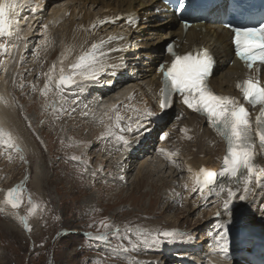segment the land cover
I'll return each mask as SVG.
<instances>
[{
  "label": "rangeland",
  "instance_id": "obj_1",
  "mask_svg": "<svg viewBox=\"0 0 264 264\" xmlns=\"http://www.w3.org/2000/svg\"><path fill=\"white\" fill-rule=\"evenodd\" d=\"M66 24L46 43L41 35L27 37L19 68L6 84L7 98L0 82V103L11 115L13 137L12 146L0 147V264H208L215 250L230 252L231 247L222 250L223 242L217 245L205 232L210 206L203 207V197L188 190V156L179 152L169 160L157 153L163 144L148 139L145 151L123 159L121 145L118 153L108 142L105 129L110 126L114 134V124L109 118L104 122L106 105L132 85L145 93L146 77L131 87L119 83L109 89L102 76L94 84L67 86L63 95L56 89ZM53 64L45 95V74ZM3 69L0 65V75ZM167 127L173 133L178 124ZM175 141L173 147H179ZM14 187L22 189L18 209L5 203L7 190ZM21 217H27V227ZM102 221L111 227L104 228ZM164 230H176L177 239L157 242V233ZM100 235L107 238L96 239Z\"/></svg>",
  "mask_w": 264,
  "mask_h": 264
},
{
  "label": "snow or ice",
  "instance_id": "obj_2",
  "mask_svg": "<svg viewBox=\"0 0 264 264\" xmlns=\"http://www.w3.org/2000/svg\"><path fill=\"white\" fill-rule=\"evenodd\" d=\"M21 0H0V55H4L9 50L10 44L3 38L12 37L15 33L18 22L13 19L15 10ZM180 7H184L183 4ZM33 12L36 8L32 9ZM129 23H137L130 19ZM45 27H47L45 25ZM95 27V25H93ZM234 44L236 55L244 62L250 74L246 79L238 81L236 87L242 94L244 103L240 98L234 96H225L217 94L208 84V77L214 62L213 56L206 49L197 50L195 53L189 51L185 54H179L174 50V45L169 44L166 48L170 55V62L162 63L159 67L163 76V87L160 89L159 107L163 110L173 103L174 94H178L182 103L196 113L205 115L207 121L216 130V132L226 141V154L223 157V168L217 173L212 170L201 168L197 173L193 191L199 189L201 196L207 194L226 198L222 200V208L225 214L231 216L230 205L237 198V192L240 187L233 188L231 183H221L217 190V177H229L240 183L242 177V188L244 195L238 199L244 201L252 187L264 183V167L256 164L257 147L264 149V83L261 82L257 73L261 67H264V23L258 27H235L233 28ZM122 39V37H121ZM105 41L93 42L89 49L82 50L75 60L68 65V71L63 66L59 69V78L55 81V87L61 95L64 88L71 85L79 86V81H96L104 69L103 50ZM111 51V50H109ZM64 57V54H61ZM66 59V57H64ZM4 60L0 59V65ZM56 65L53 64L49 69L44 89L42 92L47 95L49 82L53 80V73ZM245 104L255 108L259 106L258 114L253 120L249 109ZM123 119L119 111L115 113V121L118 123ZM110 127V126H109ZM141 125L138 124V128ZM132 131L131 128L127 129ZM123 131V129H122ZM9 142L12 146L13 137L7 132L0 122V142ZM125 145L129 142L124 136H119ZM258 141V145H257ZM161 151H166L161 149ZM75 159V157H73ZM243 170V172H242ZM21 188H10L7 190L5 203L13 209H18L21 204ZM31 204V197H29ZM29 213L34 211L29 208ZM221 213L217 211L216 216ZM27 227V217H21ZM104 228L111 227L105 222H101ZM224 231L216 237L217 241H223L220 245L222 250L227 251L228 229L222 223L219 225ZM165 240H174L177 237L176 230H164L157 233L156 241L160 238ZM106 235L97 236L96 239H106Z\"/></svg>",
  "mask_w": 264,
  "mask_h": 264
},
{
  "label": "bare ground",
  "instance_id": "obj_3",
  "mask_svg": "<svg viewBox=\"0 0 264 264\" xmlns=\"http://www.w3.org/2000/svg\"><path fill=\"white\" fill-rule=\"evenodd\" d=\"M80 1L81 2L79 5L75 7L74 6L70 7L69 9L71 11L70 16L72 17V19L70 20L69 23L67 24L65 23L66 27L63 29V32H62V39H61L60 47L62 48L61 50H62V53L64 54V57H66V59L63 58V66L65 70L68 71V65L75 60L76 56H78L82 50L89 49L93 42H99L103 40L105 41L103 50L105 51L106 55L104 57V69L99 75L98 79L103 76L105 79V82L107 83V85H104V86H108L107 88L109 89H113V87L116 88V86L119 83H121V81H123L122 79L129 74L125 69L127 64L125 65L121 64L120 54L115 53L114 48L117 47L116 42L108 40L107 31L109 27H97V31H99V33L96 32L91 35V34L85 33L79 26H77V23L79 21L76 18H77V15L79 14L77 9L81 11H85L86 16L83 18L85 20L92 13L94 15L100 14L102 8H107V11H111L112 9L113 10L118 9L119 8L118 5H120L118 2H120V0H80ZM44 3H46V0H44ZM130 4L132 7L136 8L137 10H144L147 14L152 15L153 9L143 7L141 3H136L132 1H130ZM88 5H89V8L86 7ZM33 8L34 7L29 6V4L27 3V0H21V3L18 5L17 9L15 10V15L13 16V19L18 22L15 33L10 38L9 37L3 38L5 42H8L10 44V47L7 53L4 55H0V59L4 60V64H3L4 69L0 75V82H1V85L3 86L2 89H4V92L2 93V95L6 98H7L6 93H5L6 84L8 82V79L11 77V73L14 70V67L16 65L18 67V62L20 60V54L24 50L23 46L24 44H26V42H28L27 37H31L33 35H41L44 37L43 42L46 43V38L48 36L55 37L57 30H59L58 28L64 27V25H61V24L66 19L64 16V11L66 9L60 8L59 11H56V13L49 20L47 19L43 20V23H41L43 14L46 11V6L45 8L40 9L41 6L39 4L35 12L32 11ZM126 10H127V7L123 6L118 11H126ZM58 12L59 14H57ZM45 25L47 27H45ZM150 27H151V30L155 32V36L157 37L156 41L160 42L161 37L164 36L165 34L159 33L161 31V28L159 27V25H152ZM191 32L195 35L201 34L202 36L201 41H200L201 44H205L206 47L211 48L216 52H219L222 57H225L226 55H228L227 47L221 44V42H219V44L217 43V39H219L221 32L212 31V30L202 32V31H198L196 27H193ZM48 33H50V35H48ZM130 39H133V37H131ZM48 43L49 42H47V44ZM219 46L221 47V49H223L222 51H219ZM53 55L54 53H52V56ZM149 55L153 59H156L157 57V53L150 52ZM135 60H136V57L133 59L131 64L135 66L136 68H138V62H135ZM60 67H61V61L58 66V70L56 72L57 80L59 78ZM119 75L121 77L120 79H119ZM97 80L87 81V82L94 84L97 82ZM220 82L221 81L219 80L218 83ZM134 86L136 87V85H132V87L130 85L132 89H129L128 91L118 95V99L116 98V100L119 102H117L115 99L111 97L112 98L111 101H109L108 104L106 105L107 108H109V110L107 109V111H109L107 114L108 118L114 124V127H113L114 134L116 133V137H117L115 138V140L119 142V145H121V147L124 146L125 144L121 140H119L118 137L122 135L124 136L126 140H129L131 137L128 135L127 129L129 128L133 129L134 127V124H132L128 120V118L131 120H134L133 117H130V115H128L130 114V110L132 112H136V111H141L142 108L144 109L145 102L141 101V97L143 98V100H150L156 97V89L154 87L153 81H149V79L147 80L146 87L143 88V90H145V93H142L138 89H134ZM99 88L102 89L101 87ZM102 90L105 91L106 89L104 88ZM139 100L141 102H138ZM124 104L127 105L125 106L126 108H123ZM129 105L134 106V108L130 109ZM6 111L7 109L6 108L4 109V107H2V104L0 103V122L3 123L5 130L7 132L8 131L10 132L9 126H10L11 115L10 113H8L9 110L7 112ZM116 111H119L121 116L123 117V119L118 123L115 121ZM187 114L188 112L184 114V121L187 119L186 118ZM143 116L144 115L142 114V118ZM150 123L152 124V127H154L156 126V124H158V120L151 118ZM189 123H190V119L184 123L177 122L178 124V129L176 130L177 132L174 130L175 132L172 133L171 137L166 143L161 142V144H163L161 145L163 147L162 149L166 151H161V150L159 151L164 157L171 160L173 157V154H176L173 147L170 144H169L170 147H168V144H167L169 141L170 142L173 141L172 137H175V139H177L176 141L180 142L181 145H184L187 140H190L189 138L194 137L193 132L192 133L186 132V125H188ZM160 126L162 125L160 124ZM167 126L168 125L163 126L164 130L161 129V132L163 133V137L168 135V133H170L171 131L170 129H168ZM135 132L136 131L133 132V135L135 134ZM195 133L197 137L196 147L195 149H193L194 146L190 147L191 149H193L192 150L193 159L191 160V163L189 165L191 183L189 186L188 185L186 186L189 187L187 188L188 190L190 189V193L193 192L197 197H202L199 189H197V191L195 192L192 190L194 187L195 179L197 177V173L199 172L201 168H204V165L209 166L211 168L212 167H215L217 169L221 168L223 157L225 156V153H226V148H225V145L218 139V137L215 134L208 132L205 128L201 126L196 127ZM152 134L153 133H151V135ZM137 137L138 139H140V141L146 140L145 137L144 139H142V136L140 133L137 134ZM148 139H151V138H147V140ZM139 143H142V142H139ZM5 144H9L6 138H5V141L0 142V147ZM146 144L147 143L145 142V145ZM137 145L138 143L136 141H133V143H131L127 148L125 149L123 148L122 150L124 152L123 151L121 152V157L123 159L124 157H126V159H129V157L132 154L137 153V148H138ZM205 147H208L209 151H211L210 156H206V151L204 149ZM255 162L258 166L264 167V153H262L258 149H257V155H256ZM209 169L210 168H208V170ZM221 183H224V184L231 183L234 189L237 187H240L241 190L237 192V198L230 205V208L232 210L231 216L225 214L222 208V200L226 197L223 194L219 198L216 197L214 194L209 196L207 194V190H205L204 196H207V199H204V198L202 199L203 207L208 208L210 206L209 211L211 213V217L207 218L205 222V224H207V227H208L207 231L205 232H209V235L211 236L210 238L211 241L219 245L223 241L218 242L216 237L220 234V232L224 231V229L219 227V225L223 223L225 227L228 229L227 242H229L231 251L228 253L222 254L220 251L215 250L213 252V255L207 259V263L208 264H225V262L229 261L228 263L236 264V262L232 263V261L230 260L233 258L239 259L241 257V261L243 262V264H249L250 263L249 261L252 260V257L249 254L247 255L244 252L239 253V248L245 251L256 250L257 252H259L261 257H263V254H264V235H263L264 226H263L262 214H261L263 204L261 201L262 195H260L262 191L264 190V183H263V186L255 185L254 187H252L251 191L247 195V199H245L244 201H240L238 199L240 195H244L243 188H242V177H241L240 183H237L235 179L230 180L229 177L227 176L221 177V180L219 182H216L217 190H218V186ZM0 210H2L1 206H0ZM217 211L221 213L220 216H216ZM248 225H251V227L247 228L246 231L248 232L254 231V234L259 236V238L257 239L254 238L253 242L245 241V237L251 236L250 234H247L246 236H243V237H233L231 235V232L234 228L240 229ZM175 239H177V237ZM179 243L180 242H178V244ZM217 247L215 246V248ZM220 260H223L225 262L222 263Z\"/></svg>",
  "mask_w": 264,
  "mask_h": 264
},
{
  "label": "trees",
  "instance_id": "obj_4",
  "mask_svg": "<svg viewBox=\"0 0 264 264\" xmlns=\"http://www.w3.org/2000/svg\"><path fill=\"white\" fill-rule=\"evenodd\" d=\"M62 237H63V236H62ZM62 237H60V239H61ZM60 239H59V238L55 239V243H54V244L56 245V242H59Z\"/></svg>",
  "mask_w": 264,
  "mask_h": 264
},
{
  "label": "water",
  "instance_id": "obj_5",
  "mask_svg": "<svg viewBox=\"0 0 264 264\" xmlns=\"http://www.w3.org/2000/svg\"><path fill=\"white\" fill-rule=\"evenodd\" d=\"M233 233H234V235H237V230H234Z\"/></svg>",
  "mask_w": 264,
  "mask_h": 264
}]
</instances>
